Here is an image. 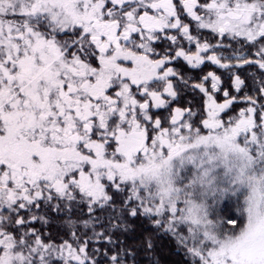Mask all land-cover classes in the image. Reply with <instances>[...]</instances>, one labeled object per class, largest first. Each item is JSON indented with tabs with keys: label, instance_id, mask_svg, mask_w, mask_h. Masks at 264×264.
<instances>
[{
	"label": "snow or ice",
	"instance_id": "6c2138e0",
	"mask_svg": "<svg viewBox=\"0 0 264 264\" xmlns=\"http://www.w3.org/2000/svg\"><path fill=\"white\" fill-rule=\"evenodd\" d=\"M0 264H264V0H0Z\"/></svg>",
	"mask_w": 264,
	"mask_h": 264
},
{
	"label": "trees",
	"instance_id": "16d2710c",
	"mask_svg": "<svg viewBox=\"0 0 264 264\" xmlns=\"http://www.w3.org/2000/svg\"><path fill=\"white\" fill-rule=\"evenodd\" d=\"M165 256H166V258L171 259V260L177 259V257H175V256L168 257L167 250H165Z\"/></svg>",
	"mask_w": 264,
	"mask_h": 264
}]
</instances>
